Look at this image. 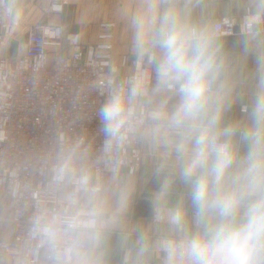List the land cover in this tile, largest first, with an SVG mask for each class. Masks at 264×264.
<instances>
[{
  "label": "clouds",
  "instance_id": "clouds-1",
  "mask_svg": "<svg viewBox=\"0 0 264 264\" xmlns=\"http://www.w3.org/2000/svg\"><path fill=\"white\" fill-rule=\"evenodd\" d=\"M147 42L160 50L154 61L156 91L177 98L172 106L160 103L148 116L152 130L163 128L168 137L175 156L171 167L187 188L194 225L189 231L182 205L168 210L164 219L170 235L158 244L163 264H264V74L246 108V121L224 125L230 101L219 79L223 61L214 37L167 11ZM142 94L132 90L133 97ZM130 103L113 92L100 108L105 151L134 131L136 108ZM140 113L137 122L143 123L142 105ZM70 171L61 166L54 180L64 181ZM89 182V175L80 176L60 211L36 218L34 231L49 245L55 264H103L110 221L104 203L87 196L97 191ZM171 183L163 181L158 198L167 195ZM80 193L86 196L83 203ZM126 200L122 192L121 209Z\"/></svg>",
  "mask_w": 264,
  "mask_h": 264
},
{
  "label": "built area",
  "instance_id": "built-area-1",
  "mask_svg": "<svg viewBox=\"0 0 264 264\" xmlns=\"http://www.w3.org/2000/svg\"><path fill=\"white\" fill-rule=\"evenodd\" d=\"M66 2L48 0L43 8L47 20L28 31L22 54L9 61L4 50L18 21L12 18L7 0H0V189L12 211L11 236L0 239V264L55 263L49 245L41 243L34 231L37 216L60 211L82 175H89V188L98 192L106 175L121 169L133 174L141 165L135 135L143 124L137 122L138 100L152 88L151 57H122L115 64L112 22L100 24L96 42L82 45L79 34L65 33L60 22ZM262 23L263 17L247 8L239 33L250 34ZM212 30L214 37L238 32L226 17L217 20ZM49 48L54 49L52 55ZM125 68L128 73L121 72ZM134 88L144 94L133 97ZM113 92L131 101L136 119L127 139L105 151L99 111ZM65 164L71 171L64 181H55L57 169ZM157 215L153 214L154 221H166V215L159 213L161 219ZM163 258L158 249L157 264H163Z\"/></svg>",
  "mask_w": 264,
  "mask_h": 264
},
{
  "label": "crops",
  "instance_id": "crops-1",
  "mask_svg": "<svg viewBox=\"0 0 264 264\" xmlns=\"http://www.w3.org/2000/svg\"><path fill=\"white\" fill-rule=\"evenodd\" d=\"M48 0H7L12 18L18 21L7 41L14 51L10 60L22 54L28 31L47 20L43 8ZM263 17V23L255 26L250 34H240L238 24L246 9ZM173 11L189 26L204 30L213 36L212 26L221 18H230L238 31L231 37H214L219 46L223 67L220 82L229 96V106L222 117L224 125L246 121V108L256 90L259 77L264 74V0H68L65 17L61 24L65 33L79 34L82 45L96 42L100 24L112 22V59L120 64L122 57L131 60L136 56L151 57L152 88L146 98L138 103L145 106V120L136 129L140 141L142 160L139 169L129 174L121 169L116 174L106 175L100 191L87 194L94 201H102L105 219L110 221L105 233L103 264H157L159 242L170 235L166 221L156 222L152 216L161 213L167 216L170 209L183 206L188 213L189 231L194 230L191 220L192 208L187 188L180 181L171 165L174 153L170 151L168 137L163 128L154 132V122L148 116L157 105L172 106L176 97L157 92L155 59L160 50L148 44V38L160 27L161 17ZM64 12V11H63ZM22 45V50L15 47ZM5 48V50H6ZM4 50V53H5ZM128 73L129 68L121 70ZM171 179L167 195L158 198L162 183ZM126 193L124 208H120L121 193ZM86 196L81 193L83 203ZM7 216L9 225H0V239L11 236L12 211ZM1 222V221H0ZM10 226V229H9ZM39 264H55L40 262Z\"/></svg>",
  "mask_w": 264,
  "mask_h": 264
},
{
  "label": "rangeland",
  "instance_id": "rangeland-1",
  "mask_svg": "<svg viewBox=\"0 0 264 264\" xmlns=\"http://www.w3.org/2000/svg\"><path fill=\"white\" fill-rule=\"evenodd\" d=\"M68 5V0H67V2H66V4L64 5V7H63V11L64 12H62V15H61V17H60V19L63 21V19H64V17H65V7ZM61 20H60V22H61ZM15 47H19V49H23L22 48V45L20 46L19 44H17ZM12 53H14V51L11 49V47L10 46H8L7 48H6V50H5V55L6 56H12L13 54ZM54 53V49L53 48H49L48 49V54L49 55H52ZM9 61H12V60H10V59H8ZM6 203H7V198H6V195H5V193L0 189V220H1V222H0V225L2 226H4V225H9V223H8V219H7V216H8V214H9V211H8V209H7V207H6ZM9 229H10V226H9Z\"/></svg>",
  "mask_w": 264,
  "mask_h": 264
}]
</instances>
